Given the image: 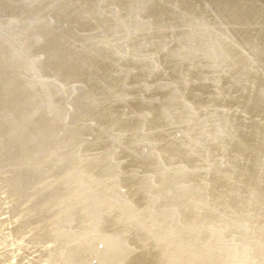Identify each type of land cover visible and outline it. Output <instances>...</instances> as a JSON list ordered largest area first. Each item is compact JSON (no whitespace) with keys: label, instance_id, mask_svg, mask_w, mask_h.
<instances>
[{"label":"bare ground","instance_id":"bare-ground-1","mask_svg":"<svg viewBox=\"0 0 264 264\" xmlns=\"http://www.w3.org/2000/svg\"><path fill=\"white\" fill-rule=\"evenodd\" d=\"M0 264H264V0H0Z\"/></svg>","mask_w":264,"mask_h":264},{"label":"water","instance_id":"water-1","mask_svg":"<svg viewBox=\"0 0 264 264\" xmlns=\"http://www.w3.org/2000/svg\"><path fill=\"white\" fill-rule=\"evenodd\" d=\"M191 19H193V18L191 17ZM193 20H194V19H193ZM217 28L222 29L221 26H219V25H218ZM207 29H208L210 32L216 33V31L213 30V29H214L213 27L208 26ZM221 36H222V35H221ZM222 37L225 38V36H222ZM225 40H226V38H225Z\"/></svg>","mask_w":264,"mask_h":264}]
</instances>
